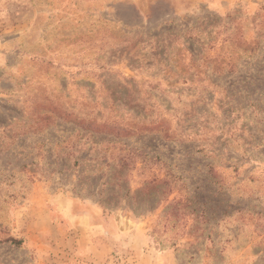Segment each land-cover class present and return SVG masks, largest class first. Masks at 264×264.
Here are the masks:
<instances>
[{"label": "rangeland", "instance_id": "obj_1", "mask_svg": "<svg viewBox=\"0 0 264 264\" xmlns=\"http://www.w3.org/2000/svg\"><path fill=\"white\" fill-rule=\"evenodd\" d=\"M9 236L0 264H264V0H0Z\"/></svg>", "mask_w": 264, "mask_h": 264}, {"label": "trees", "instance_id": "obj_2", "mask_svg": "<svg viewBox=\"0 0 264 264\" xmlns=\"http://www.w3.org/2000/svg\"><path fill=\"white\" fill-rule=\"evenodd\" d=\"M104 128V127H103ZM115 128H117V127H113V129H115ZM105 130H102V131H106V128H104ZM120 129V128H119ZM92 131H94V132H100V130H98V129H96V130H92ZM116 133H118L117 132V129L116 130H114ZM103 133V132H102ZM90 144H87L86 146H85V144H83V146L82 145H80V146H77V148H76V150H74V152L75 153H79L80 151H81V148L83 147V151H86L87 153L84 155V156H75V157H73V166H78V168H79V166H81L82 165V163L83 162H86V163H88V164H90L91 162H93L94 160H95V156L93 155V153H95V152H98V150H100L103 146H104V144H103V142H101V141H95V142H89ZM99 145L101 146V147H99ZM105 148H107V145L106 146H104ZM82 151V152H83ZM101 157V159L106 163V165H107V168H109L110 169V163H109V161H108V158H105V157H103V155H101L100 156ZM123 164V163H122ZM98 166V165H97ZM88 168V170H87V173L89 174V175H91V174H96V170L95 169H93L94 168V166H93V168L91 169V168H89V166L87 167ZM84 172H85V168H84ZM103 173V172H102ZM102 173H100V174H102ZM91 176H93V175H91ZM99 176H101V175H99ZM164 180V182H165V179H163ZM159 181V180H158ZM161 181V180H160ZM162 182V181H161ZM88 185V186H87ZM108 181L107 180H105L104 179V181H100V179H97V181H95L94 183H91V182H89L88 180H82L81 178H78L77 179V182H76V186H75V189L76 190H78V191H80V190H85L86 189V191H91L90 190V188L91 187H95V186H99L100 188H99V195L100 196H102V198H106L107 200H110L111 201V196H109V195H107L106 194V191H107V189L109 188L108 186ZM86 187V188H85ZM172 192V188H170L168 191H167V193L164 195V197H167V196H169L170 195V193ZM120 199V198H119ZM118 199V200H119ZM2 241H9L10 243H12V244H15V245H20L21 244V240H17V239H14V238H12L11 236H9V237H7L6 239H2L0 242H2Z\"/></svg>", "mask_w": 264, "mask_h": 264}, {"label": "crops", "instance_id": "obj_3", "mask_svg": "<svg viewBox=\"0 0 264 264\" xmlns=\"http://www.w3.org/2000/svg\"><path fill=\"white\" fill-rule=\"evenodd\" d=\"M84 234H78V237H82ZM90 236L94 235V239H100L103 240L106 236V234H89ZM76 241H78V238H74ZM81 239V238H80Z\"/></svg>", "mask_w": 264, "mask_h": 264}]
</instances>
